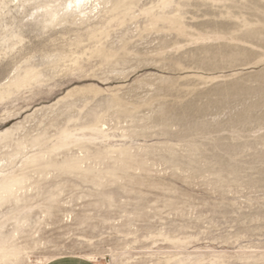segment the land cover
I'll list each match as a JSON object with an SVG mask.
<instances>
[{
    "label": "rangeland",
    "instance_id": "rangeland-1",
    "mask_svg": "<svg viewBox=\"0 0 264 264\" xmlns=\"http://www.w3.org/2000/svg\"><path fill=\"white\" fill-rule=\"evenodd\" d=\"M114 1L0 0L13 264H264V0Z\"/></svg>",
    "mask_w": 264,
    "mask_h": 264
},
{
    "label": "bare ground",
    "instance_id": "bare-ground-1",
    "mask_svg": "<svg viewBox=\"0 0 264 264\" xmlns=\"http://www.w3.org/2000/svg\"><path fill=\"white\" fill-rule=\"evenodd\" d=\"M25 3L27 1L32 0H23ZM36 9H44L46 11V14L50 15V21H56L61 15V11H65V15L71 14L72 16H81L83 15H89L90 13H93L94 11H102L101 5L104 4V6L110 1V0H63L61 3L57 4L58 0H37ZM114 5L112 8V11L118 9L120 6H122L121 0H115ZM164 7L169 6L170 2L169 0H163ZM46 17V16H45ZM28 82V81H27ZM67 133H65L66 135ZM41 159V156H34L30 160H27L25 165L33 164L36 160ZM66 168L68 169H75L78 167L77 161H69L64 164ZM25 168L21 169V172H12L10 174H3L0 175V199L5 198V196H14L16 193V188L20 187L24 180L26 179L27 174L22 171ZM29 207V206H27ZM26 207V208H27ZM21 211V210H20ZM18 211V212H20ZM22 214V213H21ZM27 217L28 215H25ZM2 227V223H0V228ZM14 235H4L0 229V263L2 264H13L17 263V261L20 260L24 252L26 251V248L20 245H17L14 242ZM58 254L53 255H46L40 260H38L37 263L34 264H44L47 261L53 259ZM85 257L87 258H94L96 259V254H87Z\"/></svg>",
    "mask_w": 264,
    "mask_h": 264
},
{
    "label": "crops",
    "instance_id": "crops-1",
    "mask_svg": "<svg viewBox=\"0 0 264 264\" xmlns=\"http://www.w3.org/2000/svg\"><path fill=\"white\" fill-rule=\"evenodd\" d=\"M44 264H99L97 261L81 256L54 257Z\"/></svg>",
    "mask_w": 264,
    "mask_h": 264
}]
</instances>
